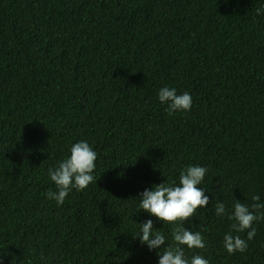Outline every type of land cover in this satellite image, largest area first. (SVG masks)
Returning <instances> with one entry per match:
<instances>
[{
  "label": "trees",
  "instance_id": "1",
  "mask_svg": "<svg viewBox=\"0 0 264 264\" xmlns=\"http://www.w3.org/2000/svg\"><path fill=\"white\" fill-rule=\"evenodd\" d=\"M264 0H0V264H158L139 224L172 244L140 194L207 168L209 204L185 227L209 264H264V220L228 254L227 216L264 203ZM190 93L168 115L158 92ZM87 141L94 180L63 205L48 169ZM225 204L223 217L215 205ZM249 229L248 231H250ZM43 253V256H41Z\"/></svg>",
  "mask_w": 264,
  "mask_h": 264
},
{
  "label": "clouds",
  "instance_id": "2",
  "mask_svg": "<svg viewBox=\"0 0 264 264\" xmlns=\"http://www.w3.org/2000/svg\"><path fill=\"white\" fill-rule=\"evenodd\" d=\"M256 13H264V7L257 8ZM161 104L167 105L168 115L176 112H187L192 107L190 93L177 94L175 88L163 87L158 92ZM97 153L87 141L74 143L70 148V156L58 162V166L48 169V177L55 185V191L49 190L46 196L54 200L57 206L63 205L69 193L75 189L83 191L93 182V172ZM207 168L202 166H188L179 173V183L175 180L153 185L151 190L145 189L139 197V210H143L156 218L163 225L172 224V244L161 247L166 243V237L159 231L153 232L151 219L139 224V233L133 238H139L142 245L148 249H160L158 264H209V261L201 255H194L189 260L185 256V246L188 250L205 249V240L202 232L205 228L199 227L198 231H192L184 225L192 220L198 209L205 208L209 204V197L201 185ZM251 205L237 200L233 205V211L227 216L231 224V231L223 237V247L228 254L244 252L248 248L245 239L235 233L247 231V240L253 239L256 234L253 222L264 220V203L259 195L251 197ZM227 213L225 204L218 202L215 205V214L223 217ZM251 229L250 231H248ZM43 256V253H41Z\"/></svg>",
  "mask_w": 264,
  "mask_h": 264
}]
</instances>
